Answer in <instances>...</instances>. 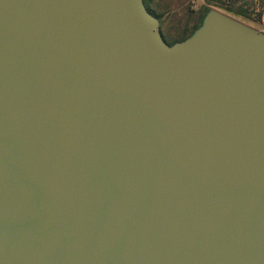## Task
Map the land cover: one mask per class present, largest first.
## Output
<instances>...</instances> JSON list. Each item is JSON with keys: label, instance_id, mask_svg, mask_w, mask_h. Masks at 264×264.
<instances>
[{"label": "water", "instance_id": "1", "mask_svg": "<svg viewBox=\"0 0 264 264\" xmlns=\"http://www.w3.org/2000/svg\"><path fill=\"white\" fill-rule=\"evenodd\" d=\"M0 264H264V16L0 0Z\"/></svg>", "mask_w": 264, "mask_h": 264}, {"label": "trees", "instance_id": "2", "mask_svg": "<svg viewBox=\"0 0 264 264\" xmlns=\"http://www.w3.org/2000/svg\"><path fill=\"white\" fill-rule=\"evenodd\" d=\"M213 1H215L213 6L235 18H243L242 20L248 17L249 7L252 4L250 0H231L227 4L220 0H207L209 3ZM259 2L264 6V0ZM143 3L147 10L158 18L161 35L168 44L190 36L201 25L209 10L208 7L201 6L196 11L188 7H184L182 12L173 11L172 3L166 0H143Z\"/></svg>", "mask_w": 264, "mask_h": 264}, {"label": "rangeland", "instance_id": "3", "mask_svg": "<svg viewBox=\"0 0 264 264\" xmlns=\"http://www.w3.org/2000/svg\"><path fill=\"white\" fill-rule=\"evenodd\" d=\"M166 1H169L172 3L173 11H179V12L181 11L182 12V9L184 7H188L189 9L196 11L201 6H206L209 9L210 8H216V9L220 10L219 8L212 5L213 3H215V1H213L212 3L207 2V0H166ZM220 1L227 4L231 0H229V1L220 0ZM250 1L252 4L249 7L248 17L245 18L244 20H242L243 18H238V19H240L241 21H243V22H245V23H247L253 27L259 28L260 23L262 21V18H261L262 14L261 13L263 10V5H261L259 0H250ZM220 11H222V10H220Z\"/></svg>", "mask_w": 264, "mask_h": 264}, {"label": "crops", "instance_id": "4", "mask_svg": "<svg viewBox=\"0 0 264 264\" xmlns=\"http://www.w3.org/2000/svg\"><path fill=\"white\" fill-rule=\"evenodd\" d=\"M262 15H261V18H263V16H264V6H263V10H262V13H261Z\"/></svg>", "mask_w": 264, "mask_h": 264}, {"label": "built area", "instance_id": "5", "mask_svg": "<svg viewBox=\"0 0 264 264\" xmlns=\"http://www.w3.org/2000/svg\"><path fill=\"white\" fill-rule=\"evenodd\" d=\"M224 1H229V0H224Z\"/></svg>", "mask_w": 264, "mask_h": 264}]
</instances>
